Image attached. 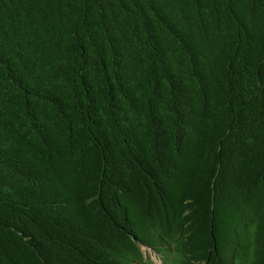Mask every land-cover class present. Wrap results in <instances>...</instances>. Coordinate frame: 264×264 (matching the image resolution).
I'll use <instances>...</instances> for the list:
<instances>
[{
    "label": "trees",
    "instance_id": "1",
    "mask_svg": "<svg viewBox=\"0 0 264 264\" xmlns=\"http://www.w3.org/2000/svg\"><path fill=\"white\" fill-rule=\"evenodd\" d=\"M264 264V0H0V264Z\"/></svg>",
    "mask_w": 264,
    "mask_h": 264
},
{
    "label": "rangeland",
    "instance_id": "2",
    "mask_svg": "<svg viewBox=\"0 0 264 264\" xmlns=\"http://www.w3.org/2000/svg\"><path fill=\"white\" fill-rule=\"evenodd\" d=\"M153 259H154V261H155L156 264H162V263L160 262V260L158 261V259H156L155 256H153Z\"/></svg>",
    "mask_w": 264,
    "mask_h": 264
}]
</instances>
